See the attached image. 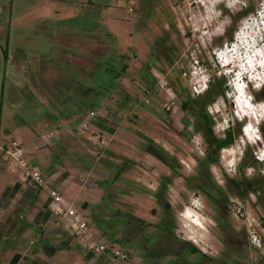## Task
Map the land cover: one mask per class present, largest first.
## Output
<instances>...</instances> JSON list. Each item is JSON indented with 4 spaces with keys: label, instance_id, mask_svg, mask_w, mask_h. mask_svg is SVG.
Instances as JSON below:
<instances>
[{
    "label": "rangeland",
    "instance_id": "obj_1",
    "mask_svg": "<svg viewBox=\"0 0 264 264\" xmlns=\"http://www.w3.org/2000/svg\"><path fill=\"white\" fill-rule=\"evenodd\" d=\"M105 1L115 8V15L111 17L103 10L101 17L96 18V22L91 21L89 13L86 12L85 14L82 10L77 11L75 14H65L66 11L63 10L64 14L55 17L51 7H62L59 3L51 0H0V159L3 155H8L5 149L9 147V140L19 137L17 136L19 132L16 129L39 132L41 129L48 130L51 125L61 127V122L66 119V116L75 113L69 111V108L74 105L71 103L66 104V106L62 104V100L67 97L66 90L56 96L48 94L49 88L56 87L55 84L60 78L54 76L52 69L56 68L63 73L65 70H70L74 74V78L70 81L77 84L81 83L78 86L97 83L106 89H110L117 84L112 80V74L121 76L124 73H129L131 76H142L148 83L152 82L154 79L149 74L150 66L155 59L156 61L160 60V65L164 71H170L174 75L172 76L170 73L171 76H168L170 79L166 78L167 82L162 86L164 92L166 88L172 89L176 96L174 100L176 99L180 103V107L184 100L197 98L211 120L212 137L222 139L229 131L234 141L232 144L223 147V149L240 145L244 151V156L237 165L236 173L229 176L221 163L222 148L217 155L215 154L217 156L216 162H208L206 159V141L196 128L195 135L199 134L202 137V143L198 146L192 140L188 144L198 153L203 150L205 156L197 160L196 164L193 163L191 169L187 168L185 161L180 160L183 174H186L180 184L181 189L179 191L171 190L168 193L166 191L161 192L159 198H157V192H149V194H156L157 200L160 199L156 205V211H158L162 221L157 226H162L167 231L175 234L176 237L188 241L199 251L192 253L188 250L189 246H184L179 254L180 261L187 260L190 263L192 262L191 264H195V262L201 261L204 254L215 256L218 260L216 264H249L247 254L250 251L259 253V250L250 241L249 232H255V234L264 238V175L260 174V170L264 169V165L254 155V153L264 148V143L261 141H257L256 144L247 142L242 126L249 121V118L245 117L241 121L235 116V104L227 96V93L232 91L228 87L229 77L223 74L217 75V73L222 72V68L213 54V49L216 47L222 48L225 40L229 43L234 42L233 34L238 30V22L242 17L256 11L258 0H249V7L234 15L223 4L218 5L217 9L222 10L224 16H230L232 23L227 27L224 36L213 37L212 42L208 43L206 47L201 44L200 37L204 31H211L217 21L205 28L204 24L206 22L201 20V16L205 14V9L202 5L196 4L194 0ZM157 8L166 18L168 13L169 17L173 19L170 26L172 38L168 37V31L164 29L163 23H160L162 18L156 10ZM79 13L81 14L79 15ZM224 16L219 19L223 20ZM81 20H83L84 28L91 31V33L101 34L100 37L105 41H109V37H103V35H105V32H110L109 25H114L113 39L109 43L111 41L117 42L115 46L104 49L102 59L95 69L86 70L84 73L81 68L71 66L72 64L67 59L56 58L59 54L58 50H63L64 42L62 39L64 37L66 39V34L74 33L66 30V28H68V25H75L78 29H81L79 28L82 25L80 24ZM196 29H199V31H196ZM75 32L80 33L79 31ZM129 35L132 36V39L129 38ZM66 41L67 39L65 43ZM155 41H159L160 47L155 45ZM132 44H136L138 52L143 51V54L139 55L140 61L132 59ZM5 49L8 53L6 64ZM151 51H156V55L152 56ZM146 52H149V54ZM194 54L195 59L193 58ZM196 60L199 62L198 66L206 68L208 75L211 77L208 82V90L202 95H196L189 85L192 66L196 65ZM228 67L230 68L231 65ZM106 68H108L107 71H105ZM80 72L84 74L85 79L92 78V80L83 81L79 78ZM185 72L186 74H184ZM172 77L175 81L171 80ZM60 79V85L57 88L63 89L64 79ZM144 86L149 87V85ZM172 90L170 91L172 92ZM210 90H219L222 94L217 92L210 94ZM248 91L256 97L253 101L254 104L264 100V88L256 92L249 83ZM217 98H223L225 107L221 111L224 115L231 117L229 127L223 131H214L217 122L223 123L221 113L209 114L207 111V106L215 103ZM169 100L171 101L170 98ZM119 102L120 105L125 104L127 107L137 103L134 98H129L125 102L120 99ZM141 105H144V102ZM155 106L159 108L158 105L155 104ZM188 112L197 127L194 116L190 111ZM82 116H84V113L78 112V116L73 119L74 122L66 119V124L70 125L72 123L75 125L80 122ZM259 129L261 136L264 137V120H261ZM242 137L244 139L243 144H241ZM225 157V162L232 159L227 153H225ZM210 165L217 167L218 175L224 180V184L220 186L214 180L212 174V180L205 187V193L210 194L207 196L204 192L195 188L189 178L196 176L200 166L210 169ZM248 167L256 169L251 178L245 173V169ZM210 173L212 172L210 171ZM180 175H182L181 172ZM230 178H236L235 180H239L241 185L239 187L232 184L228 186L227 183ZM247 182L252 185H247ZM119 183L125 187H131L137 195L147 193L146 190L142 191L137 184L127 181L126 178H121ZM178 192L182 197V199L180 198L181 203L173 206L170 201L173 202V199H178ZM193 196L202 199L204 207L202 210L197 209L196 211L200 212L203 217H208V220H203L206 230L191 224V231L189 232L188 229L183 227L184 222L179 219V214L184 210V207H191L190 199ZM183 205L185 206L183 207ZM105 210L114 214L109 221L112 225L125 224L126 220L123 218L131 212V208H127L121 202H117L115 205L108 202ZM141 213H147V210L141 209ZM89 220L93 221L91 216ZM222 228L225 230H222ZM143 232L148 237H152L153 233L158 232V227L152 229L149 226ZM186 233L195 235L198 243L185 239ZM226 234L231 237L227 238ZM237 236L238 240H233ZM120 241V243H116L117 248L130 255L132 261L129 260L128 264H134L137 253L133 244L123 239H120ZM172 260L171 257L166 256L161 258L158 264H167Z\"/></svg>",
    "mask_w": 264,
    "mask_h": 264
},
{
    "label": "crops",
    "instance_id": "obj_2",
    "mask_svg": "<svg viewBox=\"0 0 264 264\" xmlns=\"http://www.w3.org/2000/svg\"><path fill=\"white\" fill-rule=\"evenodd\" d=\"M51 1L62 7H51L55 17L64 14L63 10L65 14H75L79 10L85 14L88 12L91 21L96 22L103 10L111 17L115 15V8L105 0ZM156 10L165 28L167 19L159 12L160 9ZM80 24L81 29L68 25L66 30L74 33L63 34L67 36V41L65 43L63 36V50H58L56 58L67 59L71 66L81 68L84 73L95 69L104 49L115 46L117 42L109 43L113 39L114 25H109L110 32L103 35L109 37V41H105L101 34L84 28L83 20ZM129 38L132 39V36L129 35ZM140 54L143 51L138 52L136 44H132V59L140 61ZM52 71L56 78L64 79V87L57 88L61 81L59 78L57 86L49 88L48 94L56 96L66 90L67 97L62 104L71 103L74 106L69 111L75 112L67 115L66 119L74 122L78 112H83L84 116L75 125H67L65 119L61 127L51 125L48 130L41 129L39 132L16 129L19 137L9 140V147L12 142H17L23 148L25 160L39 171L42 185L24 178L18 164L8 155L2 156L0 264H104L97 254L87 252L69 232L68 221L64 217L53 215L49 192L57 191L63 202L88 223L96 241L117 246L131 216L142 217L154 226L159 224L156 205L160 199L157 200L156 194L149 192H157L159 198L161 192L179 191L186 176L180 160L191 169L193 163L201 159L198 151L188 144L196 136V125L191 115L180 107L176 99L171 102L162 88L172 73L164 71L160 60L155 59L150 66L152 82L129 73L121 76L112 74V80L117 84L110 89L97 83L78 86L81 83L70 81L74 78L70 70L63 73L55 68ZM83 73L80 79L92 80L85 79ZM129 98H134L137 103L132 106L129 103V107L120 105V99L125 102ZM142 102L144 105H141ZM90 112L94 114L90 115ZM6 138L9 139L8 136ZM121 178L137 184L147 193L137 195L131 187L120 185ZM177 194L178 199L170 201L173 206L181 203L182 197L179 192ZM108 202L113 205L121 202L131 208V212L123 218L125 224L109 223L114 214L105 210ZM140 208L147 213H141ZM90 216L93 221L89 220ZM256 235L262 246L254 245L259 253L250 251L247 259L249 264H264V238Z\"/></svg>",
    "mask_w": 264,
    "mask_h": 264
},
{
    "label": "clouds",
    "instance_id": "obj_3",
    "mask_svg": "<svg viewBox=\"0 0 264 264\" xmlns=\"http://www.w3.org/2000/svg\"><path fill=\"white\" fill-rule=\"evenodd\" d=\"M194 2L202 5L205 9V14L201 16V20L206 22L204 24L205 28H208L214 21H217L211 31H204L200 37L201 44L205 45V47L208 43L212 42L213 37L224 36L227 27L232 23L230 16H224L223 11L217 9L218 5L223 4L233 15L249 7V0H194ZM221 16H224L223 20L219 19ZM196 31H199V29H196ZM233 37L234 42L229 43L225 40L222 48L216 47L213 49V54L222 68V72L217 73V75L223 74L229 77L228 87L232 91L227 93V96L235 104V116L241 121L245 117L249 118L248 123L243 127V133L247 137V142L256 144L257 141H261L264 143V137L261 136L259 129L261 120H264V100H260L254 104L253 101L256 97L248 91L249 83L256 92L264 88V0H258L255 12L249 13L240 19L238 30L234 32ZM193 58L195 59V54ZM198 64L199 62L196 61V65L192 66L189 85L196 95H202L208 90V82L211 77L208 75L207 69L199 67ZM229 65H231L230 68L228 67ZM245 77L247 78V82L245 81ZM224 107L223 98H217L215 103L207 106L209 114L219 112L223 116V123L217 122L214 131H223L229 127L231 117L224 115L221 111ZM193 142L199 146L202 143V137L197 134L194 136ZM243 143L244 139L242 137L241 144ZM225 153L231 156L232 159L225 162ZM199 155L204 157V151L200 150ZM254 155H256L259 161L264 162V148L254 153ZM243 156L244 151L240 145L221 150V163L229 176L236 173L237 165L242 161ZM209 167L214 180L220 186H223L224 180L218 175L217 167L215 165H210ZM255 172L256 169L252 167L245 169V173L249 178ZM260 174L264 175V169L260 170ZM190 205L191 207H185L184 211L179 214V219L184 222L183 227L188 229L189 232L191 231V224L203 228L204 225L201 221L208 220V217H203L200 212L196 211L197 209L202 210L204 207L201 198L193 196L190 199ZM249 237L252 244L257 247L261 246L260 238L254 232L250 231ZM184 238L191 240L193 243H198L195 235L186 233Z\"/></svg>",
    "mask_w": 264,
    "mask_h": 264
},
{
    "label": "flooded vegetation",
    "instance_id": "obj_4",
    "mask_svg": "<svg viewBox=\"0 0 264 264\" xmlns=\"http://www.w3.org/2000/svg\"><path fill=\"white\" fill-rule=\"evenodd\" d=\"M167 16V26L164 28L166 31H168L170 38H172L171 31V23L173 19L169 17V14H166ZM177 24V23H176ZM169 39V38H168ZM157 47H160L159 41L154 42ZM166 49V47H165ZM152 56L156 55V51L152 52ZM190 99V100H189ZM186 99L188 101H192L191 106L194 109V111L197 113V119L195 118L197 122V126L200 125L201 129L199 132L203 135L204 139L209 138L213 141L214 137H212V134L208 132L207 125L205 124L206 121H210L209 116L205 113L204 108L202 104H199V101L197 98H189ZM196 100V101H195ZM194 102V103H193ZM197 128V127H196ZM207 151H209L212 155H217L216 147L209 146L206 143ZM207 158V153H206ZM198 173L196 176H193L190 179L191 182H193V186L195 188H198L202 192L205 193V187L208 185V183L212 180V173H210V169L208 167L200 168L198 169ZM194 175V174H193ZM236 179V178H235ZM234 178L228 179L227 185L229 186L232 184L233 186L239 187L241 185V182L239 180H235ZM247 185H252L247 182ZM249 188V187H246ZM206 194V193H205ZM207 196L210 194L207 193ZM162 218L159 220V224L161 223ZM151 227L152 229H155L158 227V232L153 233L152 237H148V235L144 234V229ZM222 230H225L222 228ZM122 238L124 241L127 240L128 242L133 244L134 250L137 253V259L134 261V264H157L159 260L163 257H171L173 260L170 263L167 264H191L190 261L179 260V254L184 248V246H189L188 250L191 252V245L188 241L178 238L173 234L172 232L167 231L162 226H154L146 219L139 217V216H131V220L129 221V224L124 227ZM230 234V233H228ZM227 235V238H230L231 236ZM225 235V237H226ZM233 239V238H232ZM238 240V236L235 237L233 240ZM203 258L199 262H195V264H216L217 259L212 256H206L203 254ZM174 261V263H172ZM194 264V263H193Z\"/></svg>",
    "mask_w": 264,
    "mask_h": 264
},
{
    "label": "built area",
    "instance_id": "obj_5",
    "mask_svg": "<svg viewBox=\"0 0 264 264\" xmlns=\"http://www.w3.org/2000/svg\"><path fill=\"white\" fill-rule=\"evenodd\" d=\"M184 74H186V72ZM165 90L169 95L171 102H173L175 96L172 95L173 93L170 91V88H166ZM93 114V112H90V115ZM5 152L21 168L22 176L24 178L31 179L33 182L42 185L39 171L31 167L25 160L24 150L19 143L12 142L10 147L7 148ZM262 163L264 165V162ZM49 196L51 198L50 209L53 215L64 217L66 221H68L67 228L69 232L80 242L82 247L87 252L97 254L102 259L104 264H128L130 255L127 252L119 250L117 246L113 244L97 242L90 232L88 223L83 220L75 210L70 209L63 202L60 194L57 191H50Z\"/></svg>",
    "mask_w": 264,
    "mask_h": 264
},
{
    "label": "trees",
    "instance_id": "obj_6",
    "mask_svg": "<svg viewBox=\"0 0 264 264\" xmlns=\"http://www.w3.org/2000/svg\"><path fill=\"white\" fill-rule=\"evenodd\" d=\"M214 92H217L219 94H222L219 90H216V91H209L210 94H213ZM196 101V100H195ZM191 102H189L188 100H184L182 103H181V108L183 110H188L191 112V114L197 119V113L194 111V109L192 108L191 106ZM194 103V102H193ZM205 124L207 125V129H208V132L211 133V122L208 120L205 122ZM201 129L200 125L197 126V130L199 131ZM206 143L209 145V146H215L216 147V151L219 152V150L223 147H226L230 144L233 143L234 139H233V136L231 135V133L228 131L227 132V135L222 138V139H216L214 137L213 141L210 140L209 138H206L205 139ZM207 161L210 162V163H215L216 160H217V156L215 155H212L209 151H207ZM248 160V158H246ZM248 189V188H247ZM191 245V252L192 253H195V252H199L197 250V248L195 246H193V244H190Z\"/></svg>",
    "mask_w": 264,
    "mask_h": 264
},
{
    "label": "water",
    "instance_id": "obj_7",
    "mask_svg": "<svg viewBox=\"0 0 264 264\" xmlns=\"http://www.w3.org/2000/svg\"><path fill=\"white\" fill-rule=\"evenodd\" d=\"M7 49H5L4 51V57H5V64H6V60H7ZM4 71H5V68H4ZM0 112H1V107H0Z\"/></svg>",
    "mask_w": 264,
    "mask_h": 264
},
{
    "label": "bare ground",
    "instance_id": "obj_8",
    "mask_svg": "<svg viewBox=\"0 0 264 264\" xmlns=\"http://www.w3.org/2000/svg\"><path fill=\"white\" fill-rule=\"evenodd\" d=\"M202 223H203V225H204V222H203V220L201 221ZM195 227H197V228H200L198 225H195V224H193ZM200 229H202V230H206V227H205V225H204V227L203 228H200Z\"/></svg>",
    "mask_w": 264,
    "mask_h": 264
}]
</instances>
